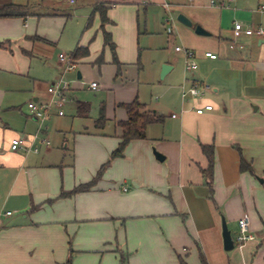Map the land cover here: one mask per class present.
<instances>
[{
  "label": "crops",
  "instance_id": "1",
  "mask_svg": "<svg viewBox=\"0 0 264 264\" xmlns=\"http://www.w3.org/2000/svg\"><path fill=\"white\" fill-rule=\"evenodd\" d=\"M80 2L90 7L83 16L88 31L74 49L87 47L88 56L76 60L74 72L87 89L95 82L102 92L97 118H90V103L75 100V84L66 93L73 102L68 122L52 112L39 123L21 111L18 92L38 103L46 95L34 85L31 62L21 51L54 66L49 35L36 28L28 32L27 19L61 14L42 0H26L25 18L0 19V212L12 213L0 218V264H66L69 258L70 264H120L121 257L126 264L180 259L202 264L200 254L206 264H264V38L242 36L241 47L230 48L235 21L264 28V0H231L228 8L211 7L209 0H75L73 5ZM100 5L107 8L103 29L115 46L116 63L94 14ZM169 11L192 23L174 28L183 48L194 52L197 68L175 70L176 58L162 60L169 67L161 78L167 85L161 96L144 99L141 54L151 48L147 36L161 31ZM197 26L207 34H196ZM206 52L216 59L205 58ZM57 66L59 78L49 85L63 80L64 66L60 61ZM20 75L32 84L21 85ZM192 84L210 90L182 100L181 86ZM136 99L162 121L146 127L145 139L131 141L89 191L60 198L96 177L120 143L118 124L127 120L123 105ZM78 103L88 104L86 115H77ZM204 105L212 111L197 115L195 109ZM14 139L25 146L13 151ZM201 145L213 146L212 194L201 172L208 165ZM242 160L250 171L242 170ZM245 215L254 240L224 250L221 218L234 240Z\"/></svg>",
  "mask_w": 264,
  "mask_h": 264
},
{
  "label": "rangeland",
  "instance_id": "2",
  "mask_svg": "<svg viewBox=\"0 0 264 264\" xmlns=\"http://www.w3.org/2000/svg\"><path fill=\"white\" fill-rule=\"evenodd\" d=\"M2 0L1 3H13V4H27L26 0ZM45 3H47L50 7L55 8L61 15L55 16V17H28L27 22L29 25V29H27L28 32L30 30L38 29V31H42V33H47L49 35L48 40L52 41L51 48L53 49V57L54 59L52 62L54 66L49 67L50 63L49 60L45 61L41 60L39 58H31L28 56L26 52H22L21 54L23 57L28 58L31 62V72L30 77L35 78L36 81L34 82V85L37 87V89H45L46 87L54 81H56V78H59L60 71L57 66L58 57L57 55L59 53H63L64 55H69L74 47L76 46L77 40L82 37L88 30L85 29V20H83L84 13L87 12V9L90 7L84 6L81 2L77 3L76 5L71 6L70 4L63 2L61 0H42ZM93 3H95L97 0H92ZM5 5V4H4ZM52 5V6H51ZM3 6V5H1ZM0 6V7H1ZM43 13H46L47 10L44 8H41ZM78 13H75L73 11H76ZM170 10V9H169ZM70 15H69V14ZM164 17L166 15L171 16L172 21L170 22H164L162 21V29L156 28L155 32L147 37H149L150 46L148 50H144L141 54V84H140V92L144 99H149L150 96H152V100L155 96H161V92L167 85L168 79H161L160 73L162 70L163 62L162 60L166 61L167 59H175L176 58V69L184 71V66L181 61V54L175 51V47L179 46L183 48L182 42L178 39V36L176 35L174 25H180L183 26L182 23H180L177 20V15L175 12L169 11V13H164ZM67 15L71 17H67ZM74 15V16H73ZM149 17L153 18L152 11H149ZM142 16V10L140 11V20ZM20 17H16L14 19H19ZM37 20H39V23L37 24ZM142 21V20H141ZM161 24V23H160ZM38 25V26H37ZM185 26V25H184ZM171 29L172 34H167V28ZM151 37V38H150ZM173 40V41H171ZM12 50V49H11ZM52 64V63H51ZM130 68L128 67V74H130ZM158 69H160L159 73L157 74ZM29 78H26V75H20L17 76L21 82V85L27 86V84H32L31 80ZM63 81L69 83L70 88H74V84L76 87H79L74 93L75 100L79 101H86L91 104V110H90V118H97L98 116V109L97 104L99 100L101 99L102 92H99V89L96 91H91L87 89L86 83L84 78L82 80H77L75 76V72H67L63 75ZM46 92V91H45ZM46 94V93H45ZM29 95H25L24 92H18L16 96V105H22L21 111L26 114L27 104L31 101L28 100ZM44 100L43 102L48 101L47 94L45 97L42 98ZM52 112H55L54 109L50 111V118L52 115ZM63 114L61 118L63 122H68L72 116H73V102L72 100L65 103L63 106ZM29 118H31L30 113H28ZM56 118V117H52ZM51 119V120H52ZM40 139V138H39Z\"/></svg>",
  "mask_w": 264,
  "mask_h": 264
},
{
  "label": "built area",
  "instance_id": "3",
  "mask_svg": "<svg viewBox=\"0 0 264 264\" xmlns=\"http://www.w3.org/2000/svg\"><path fill=\"white\" fill-rule=\"evenodd\" d=\"M63 2H66L70 5H73L75 0H61ZM189 2H192V0H188ZM231 0H209V5L211 7H217V8H228L229 2ZM166 8L169 7V3H166L164 5ZM171 18L166 17L164 19V22H169ZM171 29L167 28V33H170ZM242 36L246 37H255V38H264V28L262 27H256V28H248L244 26L241 22L235 21L233 23L232 27V40L230 42V48L235 47H241L238 44V39ZM176 52H181L184 57L183 66L185 72H192L196 70L197 64L195 60V54L192 50L181 48L179 46L175 47ZM205 58L209 59H216V55L206 52L204 53ZM58 59L60 63L64 66L62 74H66L67 72L75 71L76 70V64L72 61L70 56H66L64 54H60L58 56ZM69 83L64 82L63 80H60L56 84H51L46 89V94L48 96L47 102H30L27 104V109L30 113V116L34 118L37 122L43 123L46 119L50 117V111L54 109L57 116H63V106L68 101V97L66 96V93L70 90ZM88 89L91 91H96L98 89V86L95 82H92L88 85ZM181 98L182 100L187 99L188 97L191 98H200L202 97L205 92L210 90V87L206 84H192L191 86L185 87L181 86L180 88ZM213 107L211 105H204L203 107L196 108L195 113L197 115H202L205 112L212 111ZM172 117H175L173 115ZM36 139V136H34V140ZM33 140V141H34ZM32 143V142H31ZM45 145L48 146L49 142L44 141ZM32 145H34L32 143ZM25 144L23 140L21 139H14L11 142V149L13 151H16L22 147H24ZM34 152L37 151V149L34 147ZM12 213L11 212H0V218L1 217H9ZM254 240V236L250 233V221L247 215L243 216L238 221V233L233 240L234 246L241 249L246 244L252 242Z\"/></svg>",
  "mask_w": 264,
  "mask_h": 264
},
{
  "label": "trees",
  "instance_id": "4",
  "mask_svg": "<svg viewBox=\"0 0 264 264\" xmlns=\"http://www.w3.org/2000/svg\"><path fill=\"white\" fill-rule=\"evenodd\" d=\"M106 7L100 5L99 7H96L94 10V14L98 13L100 17L101 22V29L103 33V44L105 47H108L112 53V60L114 63H116L115 58V46L111 40V36L108 32H106L103 27L105 24L109 22L108 18L106 17ZM29 5L28 4H5L0 7V19L3 18H25L28 15ZM3 45L2 42H0V47ZM88 56V49L87 47L83 46H77L73 52L70 54V57L72 61L75 63L76 60L85 58ZM102 58H98L96 60V63L100 64L102 63ZM123 108L125 109L127 113V120L125 122H120L118 125L120 126L122 130V134L120 137V143L118 147L113 151L111 154L109 160L104 163L99 171L96 174V177L90 181L89 183L77 186L72 191L67 193H61V197L65 196H72L77 193L86 192L89 191L97 182V180L102 176L105 169L108 167L110 162L117 158H122L124 155V150L126 146L133 140H143L145 139V131L146 127L148 125L159 123L162 121V117L155 115L152 111L148 110L146 106L142 103H140L137 99L129 104H124ZM89 111L88 104H81L78 103V109H77V115H86ZM104 123V116L102 113V110L100 111V116L97 120L96 125L102 126ZM201 151L206 156L208 165L205 170H202V176L206 181V184L209 187V190L212 194V169H213V163H214V155H213V146L212 145H201ZM241 168L242 170L247 169L250 171V167L244 163V161H241ZM210 194V199L211 195ZM212 200V199H211ZM200 260L202 264H206L204 257L200 254ZM70 258L68 259L66 264H70ZM120 264H126V259L121 257L120 258ZM179 264H186L182 259L179 260Z\"/></svg>",
  "mask_w": 264,
  "mask_h": 264
},
{
  "label": "water",
  "instance_id": "5",
  "mask_svg": "<svg viewBox=\"0 0 264 264\" xmlns=\"http://www.w3.org/2000/svg\"><path fill=\"white\" fill-rule=\"evenodd\" d=\"M177 20L182 23L183 25L187 26V27H191L192 26V23L190 22V20H188L184 15L182 14H179L177 16ZM195 32L196 34H199V35H206L207 33L204 32L202 30V28L200 27H195ZM169 70V67L166 66V65H163L162 66V70H161V73H160V78H163L164 75L166 74V72ZM153 155L155 157L156 160L158 161H162V156L157 153L155 150H153ZM221 224H222V240H223V248L224 250L226 251H230L234 248V243H233V239L230 235V232L229 230L227 229V226H226V223L224 221L223 218H221Z\"/></svg>",
  "mask_w": 264,
  "mask_h": 264
}]
</instances>
